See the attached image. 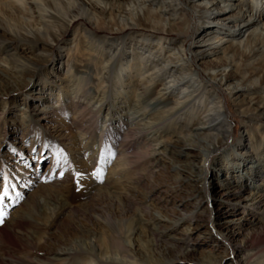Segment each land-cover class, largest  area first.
Returning a JSON list of instances; mask_svg holds the SVG:
<instances>
[{"label": "rangeland", "instance_id": "rangeland-1", "mask_svg": "<svg viewBox=\"0 0 264 264\" xmlns=\"http://www.w3.org/2000/svg\"><path fill=\"white\" fill-rule=\"evenodd\" d=\"M26 1L0 0V197H3L0 200V264H55L51 259L53 253L60 249H86L84 244L94 236L97 244L103 239L122 241L138 261H143L142 256L149 257L147 264L155 259H164L167 264H206L208 259L218 261L221 258L226 264H237L242 253L236 249L244 245L248 233L253 232L256 237L262 234L258 225L263 223L261 213L253 212L251 206L256 195L264 198V181L253 180L251 175L258 164H264V155L256 156V148H250L260 146L261 150L264 146V115L258 118L249 109L262 105L264 84L257 89L248 87L252 83L259 85L258 79L248 78V74L260 57L257 55L244 62L241 75L245 82L235 79V67L241 63L239 57L231 59L230 64L229 58L226 64H221L230 56L228 45L238 43L242 49L246 43L248 31L242 30L236 35V20H220L216 15V12L225 17L235 15L237 0H181L179 4L160 0L170 6L159 24L166 29L170 21L168 11L174 9L178 16L184 14L181 9H186L189 10V31L185 36V59H181L180 53L177 54L173 45L166 41L159 73L167 70L168 64L164 63L169 62L174 52L179 63L192 58L202 75V84H209L208 74H232V79L217 86L224 99L229 137L208 152L191 147L192 142H185L184 148L176 144L173 150H167L154 160L151 168L138 166L142 154L135 155L138 148L134 146L128 158L135 169L130 176L127 174L120 179H115L118 177L115 169L121 166L119 148L125 131L118 130L122 129L118 121L134 115L129 105L136 104V97L142 95H138L140 91L134 90L130 82L134 79L136 83L140 75L136 73V64L120 76L111 71L108 92L103 97L99 85L102 79L95 69L105 68L107 46L103 45V53L95 54L82 29L87 25V17L90 24L94 22L101 27L94 41L112 42L118 51H123L127 61L137 62L139 68L140 61H131V58L146 50L135 48L140 35L129 30L119 34L116 27L106 30L102 17L87 6L83 11L84 19L74 22L61 34L60 19L78 2L38 0L42 8L57 18H46L49 45L29 43L32 34L36 35L39 24L36 19L40 12ZM118 1L130 17L142 14L137 7L142 0L136 4L134 0ZM201 1H218V5L211 7L214 14L205 25L214 27L213 30H206L207 27L195 30L203 18H199ZM242 1L254 5L259 0ZM103 2L114 3L113 15L119 25L129 20V15H119L115 0ZM229 5L234 11L222 13ZM21 6H29L28 12ZM149 7L155 10L157 6ZM104 16L106 19L109 14ZM239 16L241 23L252 21L249 8ZM259 21H264V13ZM222 26L225 28L219 30ZM3 29H9L12 34ZM26 32L30 34L27 38L24 37ZM169 36L179 38L174 33ZM149 44L148 49L154 54L157 45L155 41ZM8 48L15 51V59H11V52H5ZM101 60L103 63L99 64ZM210 62L221 65L203 69V65ZM186 68L173 73V77L168 73L159 80H150V86L158 90L162 85H169L175 89L172 99L184 103L191 89L183 92L176 84L181 77L187 76ZM213 97L203 99L199 107H194V112L205 106L208 108ZM74 98H80L84 104L90 101V104L75 106ZM122 101L129 102L124 110L120 105ZM177 116L169 117L172 125H166L162 138L158 133L154 138L170 137L174 142L176 136L170 131L176 132L178 122L183 120V115L181 121L173 120ZM189 117L186 120L194 127L196 118ZM240 155L245 157L244 162L238 161ZM198 164L202 165L198 171L201 175L194 182L192 171H196ZM262 171L264 173V167ZM107 224L116 232L98 236ZM129 228H134L130 236L126 232ZM148 229L156 231L155 236L152 237ZM175 241L180 249L174 248ZM69 264L76 262L73 260Z\"/></svg>", "mask_w": 264, "mask_h": 264}, {"label": "bare ground", "instance_id": "bare-ground-1", "mask_svg": "<svg viewBox=\"0 0 264 264\" xmlns=\"http://www.w3.org/2000/svg\"><path fill=\"white\" fill-rule=\"evenodd\" d=\"M103 1L107 2V0H76V2H78L77 6L73 8V4H72L71 6L72 8L69 11V13L60 19L59 22L61 23L59 30L60 33L62 34L67 28L73 25L74 22L83 20L84 19L82 17L83 11H86L85 7L87 6L94 14H99L102 17L101 18L102 23L104 24L103 26H105L104 28L106 30H113L114 27H116L119 34L127 30L131 31L132 34H138L140 35L139 37L141 39L139 43H136L135 48L141 50L146 49L145 52H143L142 54H135L133 58H131V61L137 59L140 61L141 67L139 68L137 62H130V60L127 61L125 59L126 57L123 51H118L117 47L111 44L112 42L102 41V40L94 41L93 38L95 37V35H97V30H99L101 27H99L94 22L90 24L89 23L90 20L87 17L85 18L87 20V21L85 20L87 25H85L86 27L84 30L82 29V32L85 34L87 44L92 45V48L94 49L93 52L95 54H101L104 51L103 45L106 44L107 46V51L104 54V57L107 59L105 60V63H107L105 68L100 66L101 68L98 67L97 69H95L96 74H98L102 79L101 82L99 83V85L102 86L101 87L102 96L104 97L108 92L107 88L111 80V73L113 71L118 73V75L120 76L122 73L131 71V67H133V65L136 64L135 66L136 73L139 72L140 75L138 80H136V83L134 79L130 82V86L131 87L134 86V90L137 91L139 90L140 92L138 93V95L140 94L142 95V97L141 96H140L141 98L136 97L135 100L136 104H133L132 106L129 105V102L122 101L120 104L122 110H124L129 105L131 110H133L131 113L134 115H132L131 118H128L126 120L118 121V125H121L120 128H122V129L118 128V130L122 131L123 133L125 131V134L122 142L120 143V148H119V150L121 151L119 154L121 160L120 161L121 166L115 169V174L116 176H118L115 179H120L121 177H124L127 174L130 176L129 173H131L135 169L134 167H132L133 165H130L131 161L128 158L132 156L133 152L131 151V149L134 146H137L138 148L135 155H138L140 153L142 154V157L139 158L140 162H138V166L143 168H149L150 166H153L152 163L154 162V160H157L160 155H164L167 150L168 151H170L171 149L173 150V147L176 144L177 145L180 144V147L184 148L185 142L186 143L192 142L191 147H195V148L197 147L198 149H201L204 152L215 150L222 142L226 140V138L229 137V131H230L228 118L224 113L225 112V104L223 102L224 99L222 96L219 95L217 86H219L222 83V81H225L226 83L228 80L232 79L233 78L232 74L217 73L215 74V76L212 74H208L209 84L208 85L202 84L200 80L202 75L200 71L195 68L192 58L184 63H179L178 62L179 58L178 56H175L176 54L175 55L173 54L174 52H172V58L169 59V62L164 63V64H168L167 70L165 69L166 70L165 72L159 73L160 71L159 69H161V67H159L161 66L159 65L160 64L159 61L163 59V56L162 57L160 56L163 49L162 47L164 46L166 41L169 45H173V49L177 50V54L180 53V57H182L181 59H183L184 56L186 55L185 36L188 35V31H189V20H188L189 10L181 9L182 12H184V14L175 16L177 14L176 11L174 9H170L168 11L169 13H167L168 19L170 20L168 22L169 26L166 29H164L163 26L159 24V22L161 23V21L164 20L163 15L166 12V8L170 6V4H163L164 2L160 0H142V1L139 0L141 2L140 4L137 5V7H139L140 10H142V14L137 13L135 17L132 16L130 17L126 9L123 6H121L123 4L115 0V3H117V10L120 9L119 15L125 14L124 16L129 15L130 17L129 20L126 19L122 24L119 25L117 23V19H115L113 15V12L115 11L114 3L113 4L104 3ZM169 1L170 2L174 1L179 4L181 0H169ZM221 1L226 2L227 0H221ZM240 1L241 0H237L238 3L235 8L236 10L235 15H228L225 17V15L220 16L221 14L220 12H216V15L219 16L218 18L220 20L221 19H229V21L236 20L235 22L237 23L234 24L235 26H237L236 35H239V33L241 34L242 30L248 31V35L246 37V43L243 46V48L241 49L238 43L235 46L228 45L227 46L229 48L228 53H230V56L225 58V60L223 59V63L221 64H226V59L228 58L230 60L228 64H230L231 59L235 60V58L239 57L241 63L239 65H236L235 67V74H236L235 79L239 78L245 82L244 77L241 75V73H243L242 71H243L244 62L250 60L251 58L253 59L255 56L259 55L260 57L259 60L257 61L255 66L250 67L248 74V78L255 76L254 79H258L259 82V85L253 83L250 84L248 86L249 89L251 86H253L252 89H257V87H260L261 84L262 85L264 84V21H262V23H260L259 21V16L264 13V0H259L254 5H247L243 1L242 2ZM132 2L136 4L138 0H134ZM146 2H148V4L145 6ZM213 2L214 1H207V2L204 1L200 3L199 10L202 11V14L199 15V18L201 17L203 18H202V22L198 24L197 27L195 28L196 31L199 30L201 27H207L206 30L214 29V27L212 26L209 25L205 26L208 23L207 19H209L214 14V11L211 10V7L218 5V1H216L215 3ZM26 3L32 5L33 7L38 8L40 12L36 19V21L39 23L35 29L36 35L32 34V39L31 41H29V43L49 45L48 37H46L47 30H49V24L48 22H46L47 21L46 18L56 19L57 16L50 13L48 10H46L45 7L42 8L40 6V3H38V0H27ZM210 3L211 5L208 7V4ZM152 5H156L157 10L156 9L152 10L151 7H149ZM21 8L24 12L27 13L29 6L28 7L21 6ZM213 8L216 10V7ZM227 8L228 11L226 10ZM247 8H249V15L250 13L252 15L251 18L252 21L250 20V22L241 23L239 22V17H240L239 14L242 13L243 10ZM79 10H82V12H78ZM232 10L233 9H231L230 5L225 6L224 10H222V13L227 14ZM108 14L109 16L106 17V19H104L105 18L104 15H108ZM88 24H90V27H88ZM223 28H225V26H222L221 28H219V30L221 29L223 30ZM216 29H218V27H215V30ZM3 31L12 34L9 29L8 30L3 29ZM173 33L178 34L179 38L178 39L174 37L170 38L169 35ZM29 36L30 34L26 32L24 37L27 38ZM180 37H182V39H180ZM57 38H58L57 35H55V39ZM153 41H155L157 46L155 49L153 48L155 53L151 54V51H149L148 48L150 47L149 43ZM5 52L10 53L11 49L8 48L5 50ZM13 52L15 53V51H12L11 56L13 55ZM116 53H117V58H114V55ZM111 55L113 56L110 57ZM196 56L198 55L195 54V57ZM11 59H15L14 55L11 57ZM174 59L177 60L173 61ZM147 62L148 64H146ZM102 63L103 60H101L99 64ZM221 64L210 62L206 65H203V69L212 68L216 66L218 67ZM117 67H119L120 70H117L116 69ZM185 67H187L186 68L188 72L187 76L180 75L183 77L177 80V84H176L177 87L179 86L181 87V90L183 92L187 88L191 89L190 92L188 91L189 93L187 94V98L189 99L184 100L185 101L184 103L179 102L176 99H172L171 96L174 93L175 89L170 88L169 85L168 86L162 85L158 90H153V88L150 86V80L153 79L159 80L168 73H172L170 77H173L174 76L173 73L180 70L182 71V69H184ZM103 70H107V71H103ZM217 77H219L218 80ZM116 83L118 84V81ZM104 84L106 85L104 86ZM229 84H231V82ZM255 91L256 90L252 91V93ZM77 92L78 91H76V93ZM210 96L212 97L214 96V97L209 101L210 104L208 108L207 106L205 107L203 106L204 108H200L199 112L197 113L194 112V107L196 108L199 107L201 101L207 98L210 99L209 98ZM253 99L255 100L256 97H254ZM261 100H262V105L256 106L254 108H249L250 111L251 112L253 111L254 114H256V117L258 118L259 116L264 115V99H260V101ZM72 102L74 103L75 106L80 105L81 103L84 104L80 98H76V99L74 98ZM249 102L250 101H247V103ZM89 104L90 101L84 104V107H87V105ZM176 115L178 116L173 120L178 119L177 121H181L180 119L181 115H183V120L182 123L178 122L179 125L176 132H173V130L170 131L172 135L176 136L175 141L173 140L174 142H172L170 140L171 139L170 137L167 138L164 137L163 139H158L159 136L162 138L161 133L166 130L165 128L166 125L168 124L172 125V122H170L171 120L169 117ZM189 116H195L197 121L195 124L196 125L198 124L197 127H195L196 125H194V127L189 126L187 121L190 118ZM141 121L143 122L141 123ZM143 125H147V126L145 127ZM152 131H153L152 135L149 136L148 134L151 133ZM156 133H158V137L154 138V135ZM210 147L212 148L210 149ZM259 147L260 146L255 147L252 145L250 148H256L255 155L256 156L259 155L260 157L261 155H264V146L261 148V150H259ZM239 160H241V162H244L245 157L241 156L238 158V161ZM201 166H202L201 164L195 166L196 171L195 170L192 171V181L195 182L200 178L201 174L198 173V171L199 170L201 171ZM263 167L264 164H258V166L253 169L251 173L253 180L260 179L264 181V173L262 171ZM135 177L132 178L134 179ZM104 196L107 197L108 194H104ZM253 201L254 202L252 204L254 205L251 206V210L253 212L261 213L263 223H258V225H259V231L262 234L259 237H256L253 232L248 233L244 245L236 249L237 252L242 253V258L240 259V261H238L237 264H264V198L261 194L256 195ZM196 207L197 205H194V208ZM131 224L132 223L130 222V226ZM104 226L105 229L103 230L101 229L98 236H101L102 234L113 235L114 232H116V230L112 229L108 224ZM133 231L134 228L132 229L129 228L128 231L126 230V232H129V236ZM155 232L156 231H153V229L149 232L148 229V233L151 234L152 237L153 235L155 236ZM97 241H98L97 238L94 236L88 243L84 244L85 246H87L86 249L75 248L74 251H69L71 249H60L59 251L53 253V255L54 254L55 255L51 259L56 261L55 264H69L73 260L76 262V264L150 263V262H146L148 261L147 259L149 257H145V256H142L143 261H138L137 257H135V254H133L129 246L128 245L126 246V244H124L122 241L113 238L111 240L103 239V241L102 242L100 241L99 244L96 243ZM174 248L180 249V246L179 244H177V242L176 244L174 243ZM172 251H174V249H172ZM78 255H81V257L75 259ZM152 264H167V263L164 261V259H155L153 260ZM191 264H199V263L193 262ZM206 264H226V263L224 262V259L221 258L218 261L208 259V262Z\"/></svg>", "mask_w": 264, "mask_h": 264}, {"label": "snow or ice", "instance_id": "snow-or-ice-1", "mask_svg": "<svg viewBox=\"0 0 264 264\" xmlns=\"http://www.w3.org/2000/svg\"><path fill=\"white\" fill-rule=\"evenodd\" d=\"M4 195H7V192L6 191H5ZM2 199H3V197H0V200H2Z\"/></svg>", "mask_w": 264, "mask_h": 264}]
</instances>
